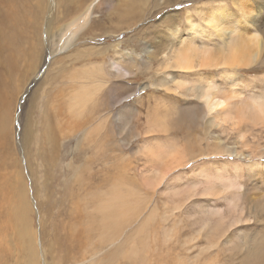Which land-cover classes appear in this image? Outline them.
Masks as SVG:
<instances>
[{
  "label": "rangeland",
  "instance_id": "374dc122",
  "mask_svg": "<svg viewBox=\"0 0 264 264\" xmlns=\"http://www.w3.org/2000/svg\"><path fill=\"white\" fill-rule=\"evenodd\" d=\"M101 1L94 16L99 24L87 27L86 39L74 50L50 57V45L45 43L51 62L34 75L27 68L17 72L8 111L11 132L1 150L2 172L13 186L11 204L20 205L24 197L26 202L19 225L13 226L9 206L0 198V260L35 264L36 255L37 264H55L54 260L72 264L74 257L83 264H247L243 256L264 242H256L264 240V156H258L260 151L264 155V132L263 149L257 151L254 135L260 131L246 122V113V123L240 126L221 124L230 117L206 115L201 120L206 108L199 93L207 84L231 89L235 84L241 94L237 96L243 97L237 101L244 102L261 92L256 84L264 80V72H243L240 66L239 70L238 66L193 70L171 66L182 43L199 47L206 43L213 49L226 45L227 37L211 32L202 39L193 34L189 23L195 18L197 25L198 6L209 8L219 0H181L169 7L160 0L162 6L156 9L157 1L152 0L142 21L137 14L143 9L137 13L122 7L120 13L129 14L111 20L120 0ZM224 1L242 18L232 0ZM249 1L253 12L262 10L257 18L264 21V0ZM188 14L194 16L189 21ZM171 17L176 23L169 25ZM135 21L139 22L128 27ZM237 24L238 20L232 22L237 31L250 28ZM75 48L83 57H69L78 51ZM118 51L125 54L123 58ZM59 57L62 61L55 63ZM113 61H121L132 74L116 76ZM61 70L63 75H57ZM1 71L8 72L4 67ZM48 72L57 79L42 83ZM76 79L81 83L71 86ZM80 87L87 88L86 95L79 96L83 101L77 104L80 107L74 105V116L67 105ZM47 107L63 112L61 121L65 120L58 125L55 113L53 133L59 153L48 168L38 156ZM93 115L99 120L83 126ZM27 127L33 131L31 144ZM100 127L112 144L110 171L89 183L81 180V173L90 171L83 166L90 156L85 153L86 137ZM107 197L117 202L112 212L118 217L106 216L95 206Z\"/></svg>",
  "mask_w": 264,
  "mask_h": 264
},
{
  "label": "bare ground",
  "instance_id": "6f19581e",
  "mask_svg": "<svg viewBox=\"0 0 264 264\" xmlns=\"http://www.w3.org/2000/svg\"><path fill=\"white\" fill-rule=\"evenodd\" d=\"M21 1L22 2H18V0H0V198L1 200L3 199L5 204L9 206L8 212L10 214V217H12V221L14 222L13 226L19 225L18 223L20 211L22 206L25 205L26 197H24L20 205L11 204L12 194L10 193V191H12L13 186L9 184L6 173L2 172V169L5 167V163L2 161L4 156H2L1 150L3 149V144L5 143L7 137L10 136L11 132V128L9 127L11 115H9L8 111L11 110L12 106L10 95L14 93L12 91L17 89L16 87L12 88V86L15 85L14 81H16L15 79L17 76V72L22 68H27L31 71L29 75H34L37 72L36 70H40L43 65L51 62V58L49 59L46 55L47 49L44 45L45 43L46 45H50V52L48 53L50 57L55 54L61 55L64 52L68 53L69 50H74V46L78 44L79 41L86 39L85 34L87 31V27H89L93 23L99 24V19H95L94 16L103 4V1L101 0H50L49 4L47 3V0ZM151 1L152 0H120L119 3L114 6L117 11V13H115L116 17H111V20H117L118 17V19H123L129 14L127 13V15H125V12L121 14L120 9L122 7L126 8V10H129V12L131 11L137 13L138 10L143 9L141 14H137L139 18L138 20L142 21V18L145 16V10L147 8H151ZM154 1L157 2L155 4L153 3V9H156L162 5H168V7L173 6L181 0H163L164 3L162 5L159 4L160 0ZM201 1L203 0H198L197 2ZM249 2V0H232L233 5L241 13L242 18H237L239 15H237L238 12H236L235 10L236 14H234V10L232 12L224 0H219L214 4H211V7L205 9L201 4H199L201 6H198L197 10L199 11L198 16L200 19L197 25L194 24L196 22L195 18L190 21L188 20V17H194L193 15H191L192 13L188 14L186 18L187 21H189L190 26H192V33L195 35L198 34L200 37H202V39L205 34L211 32L213 33V35H217L218 37H227V42H225L226 45L222 48L213 49L209 46H206V43H204L205 41L203 42L204 44L202 47L194 44L183 45L182 43L181 47L175 50V59L172 60L173 65L171 66H175L173 68L186 70H193L197 67L214 68L218 67V65H221L222 67L238 66L236 69L239 70L240 66L242 67V69L239 71H250L251 73L254 72L256 74L264 72V21L257 18L258 15L262 13V10L253 12V5ZM55 8L56 11L54 10ZM122 10L124 11V9ZM235 15H237V17ZM172 18L173 17L166 21L167 23H169V25H172V23H176V19L172 20ZM236 20H238V24L236 25V27H239V24H241L245 27L250 28L246 29L245 32H242L241 29L238 31L235 30L232 26V22ZM139 21H135L132 25H128V27L131 26L132 28V26L136 25ZM114 48L117 49V46H115ZM76 51L77 52L72 54L71 56L69 54V57H83L80 56L82 55L80 49H76ZM83 54L85 55V53ZM116 54H120L121 58H123L125 55L123 52L119 51ZM47 58L48 60H46ZM58 59L59 60H56L55 63L60 64V62L62 61L61 59L63 58L59 57ZM21 62L22 64H19ZM121 63V61H113V64L111 66L116 70V72L114 71L113 73L118 77H125L127 74H132V72ZM1 67H4L6 71H8L6 72L7 74L5 73L7 76L6 78L5 74H3V72L1 71ZM45 68H47V66ZM61 68L64 67L61 66ZM63 70H61L57 75L62 74ZM224 71H227V69H224ZM51 72L47 73L48 75L44 78L42 83L55 81V79H57V77H53V74ZM77 75L78 74H76V76ZM26 78L29 81L31 77L29 76ZM71 79H73V77ZM88 79H91V77L88 76ZM71 81L72 80H70V82ZM73 83H77L79 85L81 83V80H78V82L77 79L73 80L71 82V86ZM9 85H11V87H9ZM256 85H258V87L262 89L261 92H259V90V93L257 95L247 98L248 100L244 102H238L237 100L243 99V97L239 98V96H237L238 94H241L237 90H235V84L231 85L234 89H231L228 86L227 88H217L214 85L207 84L199 93V98L206 108L202 110L199 118L201 120H204L206 118V115L207 117L210 115L214 117L216 115V118L219 119L230 117L223 120L221 124H230L236 126H240L241 124L250 121L254 125V129L256 130V132L259 133L260 131L259 134L254 135V139L257 140L255 143L257 148L256 150L259 151V149H263L260 142L263 138L260 137V135L261 132H264V80L261 79L260 82ZM86 90L87 88L82 87H80V90H74L75 93H73V95L71 96V100L73 99V101L67 105L72 114L76 112L74 105L78 106L77 104L83 101L79 96L83 94L86 95ZM231 94L233 96H231ZM24 95L25 94H22V96ZM53 100V103L56 102L55 99ZM240 106H242V108H240ZM243 106L245 108H243ZM44 110L45 107L42 108L41 112H43ZM55 113L57 115L58 125L59 123H63L65 121H61L63 112L59 110L51 111V109L47 107V112L43 117L45 126V131L43 133L44 136L41 137V142L38 148V156L44 159L47 168L53 165V159H55V157H58L59 153L58 139L56 136H54L53 133L54 127H56L54 122ZM73 115L75 116L76 114ZM94 115L91 120L85 122L83 126L90 125V123L93 124L97 120H99V117H94ZM197 118L198 116H196V119ZM88 129L89 128H87L85 131H87ZM100 129L101 127L97 129L99 130L98 132L97 130H94L92 133L91 130L89 132V134L91 133L90 137L89 134L86 137L89 140V148L85 149V153L89 151L90 156L88 158V161L83 164V166H87L88 171H90L86 175H84L86 171L84 173L82 172L81 180L89 183L94 180L105 178L110 171V151L112 144L110 140L107 139V135H105L104 133L102 135ZM31 130L32 129H28L27 127L26 135L28 143H30L31 140H34L33 131L31 132ZM258 156L262 157L264 155L260 151ZM256 165L259 166L260 164L257 163ZM96 166H100L102 167V169L95 170ZM78 169L80 171V167ZM108 183L109 182L107 180L106 185H108ZM92 201H94L93 195ZM117 205L118 204L113 197H107L104 200L98 199L95 206L101 211L105 210L106 216L109 213L112 216L118 217L117 214H113L112 212L113 208L117 207ZM138 215L139 216H137L134 222H137L140 219V215L142 214L140 213ZM150 215H154V212H150ZM94 223L95 222H93V224ZM111 223L112 222H104V224L108 225ZM95 224L99 226L98 222ZM122 235L123 233L120 236ZM259 240H255L256 242H258L257 244L261 243V241H264L261 239ZM118 241L120 242V239ZM114 244L115 243L112 242L108 247ZM247 247H250L249 244ZM251 247L249 249H251ZM190 248H192V246ZM245 255L249 256L250 258L246 257ZM245 255L243 256V258L245 257L244 260H249L250 264H264V242L257 245L255 248L249 251L248 254ZM34 260L35 264H37L36 255L34 256ZM60 261L54 260V262H56L55 264H60ZM0 262L2 264H6V262L3 260H0ZM249 262H247V264ZM83 263L84 260H80L78 258L75 259V257L74 261L72 262V264Z\"/></svg>",
  "mask_w": 264,
  "mask_h": 264
}]
</instances>
